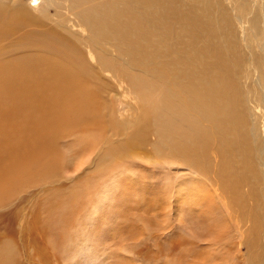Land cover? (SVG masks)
<instances>
[{
	"label": "bare ground",
	"instance_id": "1",
	"mask_svg": "<svg viewBox=\"0 0 264 264\" xmlns=\"http://www.w3.org/2000/svg\"><path fill=\"white\" fill-rule=\"evenodd\" d=\"M216 3L217 0L177 3L173 0H0V195L5 194L2 202L16 192L7 193L13 191L14 183L20 181L24 188L29 175L33 184H43L31 171H40L41 177L46 176L49 181L57 177L59 170L65 174L69 186L65 192L44 195L51 196L61 206L71 202L68 210L75 209L73 218L87 217L86 223L92 226L97 220L94 218L101 215L93 200L96 194L101 195L109 209L113 189L126 186L129 180L133 184L147 166L156 168L155 158L140 160L145 157L140 151L144 144L140 137L131 141L143 123L142 129H149L148 117H137L131 125L123 122L131 140L117 146L107 140L109 135L117 139L122 134L117 114L106 112L113 105L107 97L116 99L124 89L130 95L142 91L157 93L161 103L178 102L167 112L161 111L157 123L151 124L158 132L164 152L162 160L157 155V161L161 160L158 169L164 168L166 149L180 138L190 143L193 160L200 155L202 146L206 149L214 146L216 156H222L224 145L214 138L212 125L216 134L221 117L226 115L221 112V104L233 74L229 70L227 74L225 68L229 67L223 68V64L227 63L225 56L232 54L235 47L231 41L233 31L227 28L228 15L217 11ZM51 8L55 9L54 14ZM200 13L193 20L197 24L192 23L190 32L187 24ZM241 27L245 40L246 26L241 24ZM201 37L206 39L199 44ZM173 45H186L185 60L180 59L179 50ZM169 57L172 62L160 69L159 63ZM88 78L97 83L102 98L91 93ZM230 108L224 106L227 118L232 120ZM70 118L76 134L66 126ZM92 118L95 119L92 126L78 128ZM161 126L167 130L158 128ZM238 133L237 128L236 140ZM73 135L81 139V144L96 140L86 157L72 153L71 142L68 147L62 144ZM57 145L67 155L66 159L64 155L62 158L54 155ZM98 146H101L98 160L90 169V155ZM40 150H49L51 154L45 157L38 153ZM83 170L80 180L74 179ZM90 174L95 176L87 181ZM226 174L230 181L234 179L232 166ZM54 209L51 206L49 210ZM48 214H41V218H50ZM199 222L191 225L196 230L209 228L208 224ZM82 224L79 222L74 228V244H84L86 240L90 254L94 252L92 239ZM44 226L47 229L50 225L46 222ZM214 226L219 227L221 235L227 233V227L234 230L232 223L226 225L222 220ZM51 229L50 235L55 237L54 227ZM11 242H1L2 264H11L10 258H15L16 247Z\"/></svg>",
	"mask_w": 264,
	"mask_h": 264
},
{
	"label": "rangeland",
	"instance_id": "2",
	"mask_svg": "<svg viewBox=\"0 0 264 264\" xmlns=\"http://www.w3.org/2000/svg\"><path fill=\"white\" fill-rule=\"evenodd\" d=\"M173 1L177 3L180 0ZM216 10L228 15L227 28L233 31L231 41L235 47L232 54L229 52L225 56L227 63H222L223 68L229 67L225 72L228 74L229 70V74H233V81H230L221 104V112L226 115L221 117L216 134L212 125L214 138L224 145L223 155L217 157L214 146L206 149L201 145L200 155L193 160L190 143L180 138L169 143L171 145L163 159L164 168L158 169L164 152L158 132L151 124L157 123V115L161 111L167 112L178 102L168 100L161 103L157 93L142 91L130 95L125 89L126 92L120 90L118 98L107 97L113 105L106 108V112L117 114L122 134L117 139L109 135L107 140L113 146L131 140V136L125 133L123 122L131 125L137 117H148L151 120V123L147 122L149 129H142L143 123L131 141L140 137L144 142L140 151L145 154L140 160L155 158L153 165L156 168L147 166V170L141 169L142 173L137 175L138 180L133 184L129 180L126 186L113 189L109 209L101 195L96 194L93 200L101 215L94 218L97 220L92 226L86 223L89 221L87 217L73 218L75 209L68 210L71 202L61 206L51 196L44 195L65 192L69 186L65 174L57 170V177L47 181L46 176L41 177L40 171H31L30 174L40 177L43 184H33L34 180L29 175L25 184L22 182L24 188L20 181L12 185L15 186L13 191L7 193L16 192L4 203L2 197L5 194L0 195V246L2 240H12L16 253L14 259L10 258L11 264H264V0H217ZM50 11L54 14L55 9ZM201 14L190 19L187 24L190 32L193 20ZM241 24L246 26L245 40L241 35ZM205 39L201 37L199 44ZM172 47L179 50L180 59H186V45ZM172 60L169 57L160 62V69ZM87 82L91 93L102 98L97 83L89 78ZM226 105L231 106L229 114L232 120L227 118ZM175 113L174 110L176 117ZM169 115L174 121L175 117L171 113ZM94 122L95 119H89L78 128H88ZM66 126L76 134L72 118ZM158 128L167 130L162 126ZM237 128V140L242 142V146L234 138ZM123 134L124 138H121ZM69 142L71 152L83 157L87 156L90 146L96 144L95 139L91 144H81V139L75 135L65 138L62 144L68 147ZM100 149L98 146L90 155V169L95 166ZM49 150L38 153L50 156ZM133 150L137 151L136 147ZM54 155L59 158L64 155L63 159L67 157L59 145ZM157 155L160 161H157ZM229 166H232L234 174L232 181L226 174ZM83 172L80 171L74 179L80 180ZM90 175L87 181L95 176ZM177 192L184 194L185 198ZM51 206L55 207L54 211L49 210ZM45 207H49L47 211ZM46 212L50 218H41V214L45 216ZM221 220L226 225L232 223L234 230L227 227V233L221 235L219 227L214 226ZM45 221L50 225L47 229ZM79 222L83 223L84 232L92 239L94 252L90 254L86 240L84 244H74V228ZM192 222L194 226L196 222L208 224L210 229L200 227L196 230ZM53 227L55 237L50 235Z\"/></svg>",
	"mask_w": 264,
	"mask_h": 264
}]
</instances>
